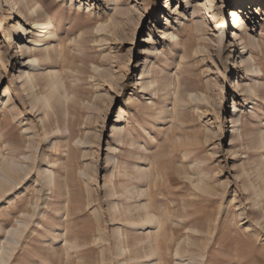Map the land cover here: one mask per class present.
<instances>
[{
    "label": "rangeland",
    "instance_id": "rangeland-1",
    "mask_svg": "<svg viewBox=\"0 0 264 264\" xmlns=\"http://www.w3.org/2000/svg\"><path fill=\"white\" fill-rule=\"evenodd\" d=\"M263 142L264 0H0V264H264Z\"/></svg>",
    "mask_w": 264,
    "mask_h": 264
},
{
    "label": "bare ground",
    "instance_id": "bare-ground-1",
    "mask_svg": "<svg viewBox=\"0 0 264 264\" xmlns=\"http://www.w3.org/2000/svg\"><path fill=\"white\" fill-rule=\"evenodd\" d=\"M8 3H10V1H8ZM31 14H35L37 11L32 9V8H29ZM232 14V17H234V25H238L239 24V20H240V17L237 13V10H232L231 12ZM37 24V23H36ZM34 28H37L39 31H40V35L45 38L47 35L50 34L51 36V33H49V31L47 30L48 29V26L44 23V24H39V25H35ZM236 34V33H235ZM235 37H238V35H235ZM36 47L37 48H40V49H43L45 46H42V45H39V43L36 44ZM34 51V50H33ZM44 51L46 52V57L47 59H51V56L49 55L48 51H49V47H45ZM39 64V60L37 58H34L33 60H31V64H30V67H36L38 66ZM252 73L253 74H257V71L256 70H252ZM252 93L254 95V97H257V92L255 90H252ZM263 144V147H264V142L262 143ZM3 174V173H2ZM0 173V193L6 188L7 185L9 184H12V181L6 177L5 175H2ZM12 188V186H11ZM146 221V220H145Z\"/></svg>",
    "mask_w": 264,
    "mask_h": 264
}]
</instances>
